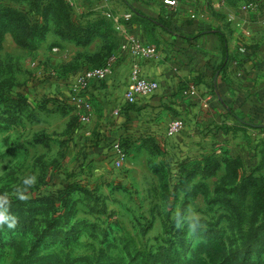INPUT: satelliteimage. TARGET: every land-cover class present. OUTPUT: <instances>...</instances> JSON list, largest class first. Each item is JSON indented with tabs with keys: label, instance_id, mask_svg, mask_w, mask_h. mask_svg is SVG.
I'll return each mask as SVG.
<instances>
[{
	"label": "rangeland",
	"instance_id": "1",
	"mask_svg": "<svg viewBox=\"0 0 264 264\" xmlns=\"http://www.w3.org/2000/svg\"><path fill=\"white\" fill-rule=\"evenodd\" d=\"M9 5L28 8L24 0H0V10ZM1 15L0 216H21L15 227L0 223V264H40V257L53 252L124 264H264V199L258 190L264 184L263 126L238 120L224 128L210 125L205 134L221 146L211 147L205 138L203 149L224 155L214 173L184 175V185L177 162L137 146L128 150L122 168L109 161L96 177L98 165L65 139L66 119L41 110L46 101L28 92L37 67L55 73L48 65L57 55L69 58L71 50L55 52L49 39L27 47L13 21ZM74 180L92 189L74 193L67 210L57 213L28 201L39 189ZM16 202L39 217L27 223L24 210L12 208Z\"/></svg>",
	"mask_w": 264,
	"mask_h": 264
},
{
	"label": "crops",
	"instance_id": "2",
	"mask_svg": "<svg viewBox=\"0 0 264 264\" xmlns=\"http://www.w3.org/2000/svg\"><path fill=\"white\" fill-rule=\"evenodd\" d=\"M24 1L28 6L25 9L31 10L29 0ZM248 3L238 6L227 0H181L178 7L171 8L164 0H79L70 4L73 19L83 26H94L95 35L87 45L79 44L59 36L55 21L50 19L49 31L42 40L49 39L52 47L70 49V57H54L57 62L48 65L56 69L48 70L55 71L53 76L37 67L29 95L33 100L47 101V108L54 109L50 114L66 119L65 139L73 148L86 151L92 164L98 165L96 177H102L101 167L109 164L106 153L115 140L124 142L127 150L141 147L177 164L200 158L211 151L203 149L207 141H211V147L212 143L214 147L220 144L211 133L206 135L205 129L237 123L228 115L224 102L246 118L256 107L264 121V4L244 10ZM127 12L133 14L129 32L159 47L157 59L139 63L142 74L157 79L161 89L132 104L124 93L131 82L134 58L122 51L125 36L109 16L112 13L120 18ZM193 12H197L196 18ZM216 30L227 39L226 56ZM111 58L114 67L107 79L88 91L94 107L91 122H80L69 133L75 111L66 100L65 77ZM192 85L197 87V94H185L184 87ZM217 89L224 101L219 99ZM50 100H59L68 109L57 110ZM118 110L120 114L116 115ZM175 118L186 119L189 126L181 135L170 136L168 124ZM256 126L264 127V123Z\"/></svg>",
	"mask_w": 264,
	"mask_h": 264
},
{
	"label": "trees",
	"instance_id": "3",
	"mask_svg": "<svg viewBox=\"0 0 264 264\" xmlns=\"http://www.w3.org/2000/svg\"><path fill=\"white\" fill-rule=\"evenodd\" d=\"M28 3L31 7V10L28 11L26 9H17L12 5H9L8 7L2 8L0 10V17L2 16L1 14H6L9 19L13 21V24L15 25L14 27H16L18 30V32L16 33L17 35H19L18 38L20 40L23 39L27 47L30 46V42L36 39H44L46 37L49 31L50 19H53L55 21L57 25L56 33L59 36L76 40L79 44L82 45H87L96 33L94 26H83L73 19V11L70 3L66 2L65 0H29ZM42 19L44 20V22L41 21ZM131 22L132 18L129 22L125 23H127V26L129 27ZM216 32L221 36L226 56L228 52L227 39L225 35L219 30H216ZM107 62L96 67L105 66ZM220 68H222V66ZM186 87L187 86H185L184 88L188 89L189 86L187 88ZM46 102H43L41 104L40 109L46 111V113L48 114L54 112V109L52 110L51 108H47ZM50 102H53V104L56 105L57 110L66 111L68 109V106L63 105V103L59 100H50ZM224 104L228 109V115L235 117L239 122H241V124L249 125L252 127L264 123V121L261 120L262 116L259 114L260 110L256 107L251 109L252 112L247 118H240L239 115L234 111L232 106L228 105L227 102H224ZM69 106H71V109L74 110V107L72 105L69 104ZM74 115L75 116L72 118L68 127L69 133L73 132V130H76L78 128V123H80L78 114L75 112ZM122 143L126 147V144H124V142ZM209 153L202 155L200 158H196L194 160H186L182 163L177 164V166L180 165L181 174H183V176L180 177V185H184L182 183L185 181V177H189L190 175L197 173H214L219 164V160L221 159L219 157L224 154H221L218 150H212V152ZM91 189L92 188H90L86 181L84 182L81 180H74L57 188L48 187L45 189H39L38 192L33 193V195L29 197L30 200L28 201L33 204H36V202H38L39 205L47 206L49 209L60 213L59 210H67L70 205H73L74 199L72 198V195L74 193L79 191L87 192ZM258 190L261 193V197H263L264 199V184H260ZM26 207L28 206L24 202H16V204H14V207L12 206L14 210H19L20 208H22L24 210V220L27 223H32L34 222L35 217H39V214H37L36 211H30L31 207L30 209ZM17 215L18 214L15 212L14 215H10L9 219L14 218L15 223L20 222L18 218H20L19 216L21 215ZM17 243L19 242H13L11 245L14 246ZM19 244L21 245V243ZM20 253H22V250H20ZM39 261L40 264H124L120 260L92 262L89 256L73 259L71 257H63L59 252H53L44 255L40 257Z\"/></svg>",
	"mask_w": 264,
	"mask_h": 264
},
{
	"label": "built area",
	"instance_id": "4",
	"mask_svg": "<svg viewBox=\"0 0 264 264\" xmlns=\"http://www.w3.org/2000/svg\"><path fill=\"white\" fill-rule=\"evenodd\" d=\"M70 4H74L79 0H65ZM198 1V0H194ZM181 0H164V4L175 8L178 7ZM254 8L253 3H248L244 6V10ZM110 17L114 18L116 28L124 34L125 40L121 45L122 51L129 52L134 58V65L131 72V82L128 85L124 98L128 103H135L140 98L150 96L161 89V84L157 79L145 77L142 74L140 63L146 60H155L159 56V47L156 44L147 43L137 36L129 32L127 23L133 16L132 12L125 13L122 17H117L112 13H109ZM193 18L197 17V12H193ZM125 22H123V21ZM55 52H60L59 47L52 49ZM114 67V58H111L105 66L95 67L71 76L68 79L66 87V100L74 107L75 112L80 118L82 124H88L92 120L93 116V103L89 98L88 91L94 84H100L104 82ZM51 72L50 75H54ZM184 93L188 95H196L197 87L195 85L189 86L188 89H184ZM116 115L120 114V111L115 112ZM189 126V122L184 118H175L168 124V133L170 136L181 135ZM107 158L117 168H122L128 158V150L120 140L113 141L111 149L106 153Z\"/></svg>",
	"mask_w": 264,
	"mask_h": 264
},
{
	"label": "clouds",
	"instance_id": "5",
	"mask_svg": "<svg viewBox=\"0 0 264 264\" xmlns=\"http://www.w3.org/2000/svg\"><path fill=\"white\" fill-rule=\"evenodd\" d=\"M34 182V178L33 179H31V180H27V181H25V183H33ZM5 222H7L8 223V227H15V219L13 218V219H11V220H9V217H7V216H0V223H5Z\"/></svg>",
	"mask_w": 264,
	"mask_h": 264
},
{
	"label": "water",
	"instance_id": "6",
	"mask_svg": "<svg viewBox=\"0 0 264 264\" xmlns=\"http://www.w3.org/2000/svg\"><path fill=\"white\" fill-rule=\"evenodd\" d=\"M217 94H218L219 99L223 100V98H222L221 94L219 93L218 89H217Z\"/></svg>",
	"mask_w": 264,
	"mask_h": 264
}]
</instances>
